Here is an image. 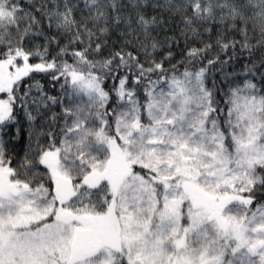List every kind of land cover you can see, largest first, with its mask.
Returning a JSON list of instances; mask_svg holds the SVG:
<instances>
[{
	"label": "snow or ice",
	"instance_id": "6c2138e0",
	"mask_svg": "<svg viewBox=\"0 0 264 264\" xmlns=\"http://www.w3.org/2000/svg\"><path fill=\"white\" fill-rule=\"evenodd\" d=\"M0 264H264V0H0Z\"/></svg>",
	"mask_w": 264,
	"mask_h": 264
}]
</instances>
